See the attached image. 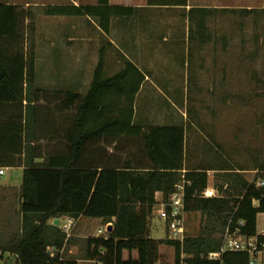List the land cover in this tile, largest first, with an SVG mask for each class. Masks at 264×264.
<instances>
[{
  "label": "trees",
  "instance_id": "1",
  "mask_svg": "<svg viewBox=\"0 0 264 264\" xmlns=\"http://www.w3.org/2000/svg\"><path fill=\"white\" fill-rule=\"evenodd\" d=\"M149 4L185 5L186 0H149ZM42 11L49 16L94 18L107 33L113 17L128 16L133 9L99 0L96 5H48ZM253 11L257 9H242L239 13ZM33 17L21 5L0 3V167H24L21 212L25 222L30 218L37 222L4 250L15 255L14 264H78L76 259L61 254L66 234L49 226L48 221L65 217L76 220L81 216L113 225L106 236L86 239L87 258L97 264H153L161 260V245L174 249L170 261L162 260L165 264H177L182 251L192 255L189 262L193 264H249L248 254L242 252H224L218 260L207 258L209 252L220 251L230 221L233 225L243 220L242 233L254 236L258 232L257 217L264 213V186L257 187L239 173L229 174L233 169L227 164L200 165L184 172V178L191 182L185 188V210L205 218L202 234L183 240L151 238L150 220L157 193L167 199L182 180L185 127L153 126L143 130L133 124L136 95L145 75L131 62L104 78L101 52L88 93L80 98L68 90L62 101L65 108L77 110L66 155L49 157L42 163L35 162L34 157L29 159L27 115L29 108H36L31 103L40 100L38 92L33 99L28 97L36 59L34 54L28 57L24 50L26 21ZM92 122L99 124L98 133L109 129L110 136L119 141H136L140 159L122 164L118 160L114 164L79 161L90 136L86 125ZM211 170L226 173L224 184L216 188L219 196L202 197ZM217 232L220 236L216 237L213 234ZM51 248L55 249L53 253Z\"/></svg>",
  "mask_w": 264,
  "mask_h": 264
},
{
  "label": "crops",
  "instance_id": "2",
  "mask_svg": "<svg viewBox=\"0 0 264 264\" xmlns=\"http://www.w3.org/2000/svg\"><path fill=\"white\" fill-rule=\"evenodd\" d=\"M22 1L26 4L33 3L30 0ZM98 1L42 0L45 6L96 5ZM0 3L18 4L17 0H0ZM109 4L132 8L133 11L128 16L113 17L107 33L94 18L45 15L46 19L66 21L63 26L46 31L51 45L55 44L56 39L60 44L73 45L70 49L76 51L77 63L82 67H91L92 74L76 75L70 80L67 76L56 79L48 75L45 76V81L42 80L49 84L40 86L37 84L39 78L35 66L34 82L28 91V97L33 99V95L38 92L40 100L31 103V107L36 108H29L27 115L30 121L27 133L30 160L34 157L35 162L42 163L49 157L66 155L68 136L77 110L65 108L62 101L68 90L75 92L80 98L88 93L101 52H104V78L114 75L127 62L134 64L145 75L136 95L133 124L143 130L153 126H184L186 145L187 116L181 107L186 103L189 90L195 89L189 88V83H203L206 79L216 83L221 81L219 75H206L204 68L226 65L228 11L233 10L239 14L242 9H264V0H186L185 5L173 6L150 5L149 0H109ZM51 51L55 49L51 48ZM56 57L53 54L50 60L54 64ZM110 68L116 69L110 71ZM43 95L46 98L41 97ZM56 97L58 100H54ZM86 130H89L90 136L79 161L114 164L117 160L125 163L140 159L135 151L138 147L136 141H131L130 138L119 141L110 136L109 129L106 133H98V123L87 124ZM117 153L123 155V158L116 157ZM1 170L4 172L0 173V257L8 264H14L9 259H15V255L4 250L21 239L24 232L37 222L31 218L25 222L21 212L24 167H0ZM187 170L185 156L182 173ZM162 198V193L158 192L156 201ZM88 219L91 218L81 216L75 220L70 237L60 251L63 256L70 243L86 238L85 234L91 223ZM57 220V224L56 219L49 220L48 225L56 226L62 231L64 218ZM108 225L103 222L104 227ZM100 229L103 228L97 230V236L103 234L99 232ZM52 249L54 252L55 249ZM69 253H72V249H69Z\"/></svg>",
  "mask_w": 264,
  "mask_h": 264
},
{
  "label": "rangeland",
  "instance_id": "3",
  "mask_svg": "<svg viewBox=\"0 0 264 264\" xmlns=\"http://www.w3.org/2000/svg\"><path fill=\"white\" fill-rule=\"evenodd\" d=\"M30 1L33 3L26 4L22 0H17V3L34 16L26 21L24 50L28 57L35 55L39 78L37 84H49L44 82L48 75L56 79L67 76L70 80L76 75L92 74L91 67H82L77 63L76 51L70 49L73 45L60 44L58 39L51 45L49 41L46 31L63 26L66 21L46 19L42 0ZM226 23V65L204 68L206 75H219L221 81L209 82L205 78L203 83H189V88L195 89L189 90L186 103L181 107L187 116L186 167L192 169L200 165L227 164L233 169L229 174L239 173L253 182L264 174V9L249 14L228 11ZM51 48L55 51H51ZM51 54L57 56L55 64L50 61ZM115 69L110 68V71ZM118 156L123 158L119 153ZM225 174L210 171L208 185L216 189L224 184ZM88 220L91 223L86 238L70 243L64 255L65 258L76 259L78 264H97L87 258L86 239L97 236V230L104 228L103 221L95 218ZM204 221L202 214L187 212L184 236L202 234ZM258 227H264V214L259 215ZM213 235L217 237L220 233ZM100 236H106V233ZM150 236L157 240L168 237L166 222L156 212L151 215ZM69 249H72V253H69ZM160 252V259L167 262L172 259L174 249L161 245ZM9 260L15 263V259ZM0 264L8 262L0 257Z\"/></svg>",
  "mask_w": 264,
  "mask_h": 264
},
{
  "label": "built area",
  "instance_id": "4",
  "mask_svg": "<svg viewBox=\"0 0 264 264\" xmlns=\"http://www.w3.org/2000/svg\"><path fill=\"white\" fill-rule=\"evenodd\" d=\"M3 170L0 171L3 174ZM257 187L264 186V179L260 178L253 181ZM191 182L184 178L175 185V190L167 199L156 201L153 212L163 219L167 225L168 239L183 240L185 238L186 210H185V188ZM202 197L219 196L217 190L207 187L201 194ZM75 224L73 217H65L62 224V231L66 234V238L70 237L72 228ZM245 222L243 220L236 221L233 225L231 221L224 230L222 237V246L220 251L209 252L207 258L209 260L220 259L224 252H242L249 256V264H264V227L258 230L254 236H247L242 233ZM100 233H107V226L99 230ZM53 249L51 248L50 251ZM192 255L182 251L180 260L177 264H193L189 262ZM102 264V263H98ZM153 264H165L162 260H156Z\"/></svg>",
  "mask_w": 264,
  "mask_h": 264
},
{
  "label": "water",
  "instance_id": "5",
  "mask_svg": "<svg viewBox=\"0 0 264 264\" xmlns=\"http://www.w3.org/2000/svg\"><path fill=\"white\" fill-rule=\"evenodd\" d=\"M55 223L57 224L58 223V220L56 219ZM113 229V225L112 224H109L107 226V232H111V230Z\"/></svg>",
  "mask_w": 264,
  "mask_h": 264
}]
</instances>
